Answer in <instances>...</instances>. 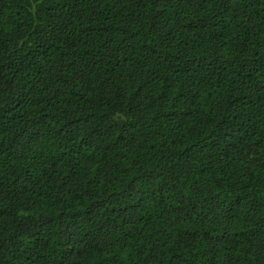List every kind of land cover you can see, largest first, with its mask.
<instances>
[{
  "label": "trees",
  "instance_id": "1",
  "mask_svg": "<svg viewBox=\"0 0 264 264\" xmlns=\"http://www.w3.org/2000/svg\"><path fill=\"white\" fill-rule=\"evenodd\" d=\"M0 264H264V0H0Z\"/></svg>",
  "mask_w": 264,
  "mask_h": 264
}]
</instances>
